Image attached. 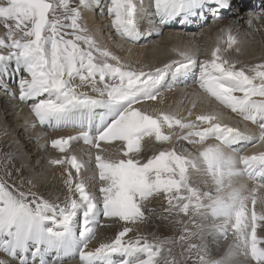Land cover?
Listing matches in <instances>:
<instances>
[{
	"label": "snow or ice",
	"instance_id": "6c2138e0",
	"mask_svg": "<svg viewBox=\"0 0 264 264\" xmlns=\"http://www.w3.org/2000/svg\"><path fill=\"white\" fill-rule=\"evenodd\" d=\"M99 7L100 0H78L75 7L71 0L0 3L5 28L0 35V78L11 75L9 65H14V72L25 73L18 81L19 100L30 105L36 122L79 129L53 139L52 147L66 153L74 141L89 146L87 161L76 155L49 161L75 169L73 173L65 167L62 203L33 191L31 180L21 190L0 179V252L16 264H64L77 256L80 264H177L169 245L180 242L182 259L194 264H264V235L257 234L258 225L264 229V150L242 154L248 144L264 145V62L244 65L229 59L226 53L238 41L230 28H221L205 59H200L198 46L173 48L177 59L138 69L122 61L83 22L82 10ZM230 7L231 0H150L147 5L145 0H107L100 10L111 18L110 27L119 37L136 42L161 35L172 24L185 25L192 17L206 19L210 14L218 20ZM145 18L151 23L141 31ZM253 19L264 20V0L249 26ZM169 77L184 82L192 78L199 89L192 93L196 100L230 110L254 124L257 132L224 123V114L215 109L195 119L190 118L191 109L187 116L145 109L142 102L157 100ZM146 138L200 147L178 150L173 144L144 158ZM108 147L116 148L114 155L106 154ZM91 165L88 180L98 182L95 191L81 176ZM242 177L253 181L252 186L238 183ZM156 198L166 202L164 212L188 218L176 220L181 235L151 241L139 234L127 238L149 218L145 213L154 211L148 205ZM209 217L211 224L205 223ZM120 222L123 227L114 239L89 248L100 227ZM209 235L217 245L231 235L221 256L211 255ZM0 264L11 262L0 258Z\"/></svg>",
	"mask_w": 264,
	"mask_h": 264
},
{
	"label": "bare ground",
	"instance_id": "6f19581e",
	"mask_svg": "<svg viewBox=\"0 0 264 264\" xmlns=\"http://www.w3.org/2000/svg\"><path fill=\"white\" fill-rule=\"evenodd\" d=\"M236 1L238 4H236V6L232 5V9H225L227 11H224L221 18L218 20H213L210 14L206 19L192 17L185 25L172 24L163 28L161 35L145 36L136 42L122 39L115 33L114 29L110 27L111 18L107 16L106 11L102 12L100 10L104 8L107 0H100L99 8L82 10V16L83 22L87 23L100 41L118 55L122 61L130 63L138 69L143 67L145 71L160 67L172 59H177V54L172 51L173 48L191 47L195 50L198 46L200 49V59L207 58L210 54V50L215 46L218 37L221 36V28H230L232 35H234L238 41V44L234 45L233 48L229 49L226 53L229 59L239 60L244 65H255L264 62V20L253 19L252 25L249 26L248 24V20L252 17V13L258 11L262 0H260L261 3L255 2L254 0L249 2L244 0ZM149 2L150 0H145L146 5ZM0 3H3V0H0ZM77 3L78 0H71L73 7H75ZM243 6L245 9L242 10ZM238 10L242 12L239 15L237 14ZM149 11H151V9H149ZM150 23L151 21L147 18L142 19L140 21L141 31L148 30ZM4 33L5 28L3 24H0V35H4ZM223 36L224 39H226L227 33H224ZM220 44L222 47H226L224 40H221ZM237 47L240 49L239 52L235 50ZM13 69L14 65L10 64L9 73H11V75H5L3 78H0V142L6 143V149L10 151L8 153L14 155V159L8 162L6 159V162L15 163L17 161L21 163L22 166L26 168L25 171L27 170L28 177L19 176L17 170L10 164L7 169L1 167L3 172L1 177L8 183L20 187L21 190H27L30 187L28 182L31 180L35 185V187L32 188L33 191L43 195L45 199L62 203L67 194L63 184V180L67 176L65 167L73 173H75V169L67 164L64 166L50 165L49 161L53 158L59 159L65 155H76L79 160L87 161L89 146L82 141H74L69 145L66 153H61L58 149L52 147L51 141L53 139L60 136L75 135L79 129L72 127L52 128L40 125L36 122V118L30 110V105L20 101L18 96V81L25 73H23V71L14 72ZM5 89H7V91ZM82 90L90 92L89 88H84ZM159 91L160 94L157 100L142 102V106L150 112L153 109H159L166 112H177L181 116H187L188 110L191 109L192 117L190 118L195 119L196 115L215 109L224 114V123L232 127H239L242 131H247L249 133L257 132L254 124L243 121L242 118L232 113L230 110L215 103L209 104L203 100H196V97L193 96L192 93L199 92V89L192 78L184 82L181 80L173 81L171 77H169ZM14 93L15 95H13ZM193 100H196L194 108L192 107ZM165 130L167 131V129ZM176 131L179 130L176 129ZM214 142L213 140H209L207 143ZM146 143L149 145V150L142 153L144 158L150 156L153 150L159 151L163 148H171L173 144H175L178 150L184 147L188 148L190 151H194L200 147L199 145H189L186 141L160 143L156 142L154 138L150 141L146 138ZM236 147L240 148L241 146L237 145ZM262 150H264V145L256 144L253 146L248 144L243 147L242 154L250 155ZM95 151V149H92L93 153H95ZM115 152V147H108V152L106 154L114 155ZM7 158H9V156ZM9 169L10 171H8ZM93 171L94 165H91L86 170H82L81 176L85 178L87 184L93 186V190L95 191L98 189V182L88 180V177L93 174ZM22 180L23 183L21 184ZM239 182L247 183L250 187L253 184V181L247 180L246 177L240 178L238 183ZM199 186L204 190H208L203 184ZM148 206L154 208V211L146 212L145 214L149 218L141 223L138 228L134 227V230L128 234L127 238H134L138 234L147 236L150 241L155 238H162L157 234L158 232L155 231L156 228L152 227L154 223H158V220L162 222L171 220L174 224L182 227L181 224L176 223V220L186 221L188 219L183 215L177 217L175 214L169 215L164 212L163 209L167 205L162 198L151 200ZM257 209L259 210V205H257ZM163 217L168 218L164 219ZM199 221L200 218L197 217V222ZM212 222L211 217L205 221L207 224H211ZM101 223L103 225L105 220L102 219ZM161 225L164 227L165 222L161 223ZM188 226L189 228L192 227L191 224ZM122 227L123 222L100 227L96 238L89 242V248H94L101 242H108L114 239L115 235ZM257 234L264 235V229L259 225ZM230 240L231 235H229L228 240L221 238L217 245L212 236H206V242L209 243L210 253L213 257L221 256ZM169 246L172 247V245ZM173 246L175 247V245ZM175 254V251L172 252V257H175ZM0 258L8 259L11 264H16L15 261H12L11 258L6 256L3 252H0ZM175 259L177 261V258ZM240 259L243 261L244 258L241 257ZM64 264H80L79 258L78 256L75 259L67 258Z\"/></svg>",
	"mask_w": 264,
	"mask_h": 264
},
{
	"label": "rangeland",
	"instance_id": "374dc122",
	"mask_svg": "<svg viewBox=\"0 0 264 264\" xmlns=\"http://www.w3.org/2000/svg\"><path fill=\"white\" fill-rule=\"evenodd\" d=\"M244 1H253V0H244ZM255 2H258V3H261V1L260 0H254ZM3 2H6V0H3ZM236 4H238V2L236 1V0H232L231 1V6L232 5H234V6H236ZM230 9H232V7H230ZM243 9H245V7L243 6V8H242V10ZM224 11H227V10H223L222 12H221V14L220 15H222L223 13H224ZM242 12H241V10L239 11H237V14L239 15V14H241ZM0 179H3V180H5L3 177H1V175H3V172H2V168L1 167H4V169H7L8 167H9V164L10 165H12V167L13 168H15L16 170H17V172H18V175L19 176H21V177H28L27 176V170L25 171V167L24 166H22V164L21 163H19V162H9V163H7L8 161H11L12 159H14V155H12L11 153H8V152H10V151H7V149H6V143H3V142H0ZM3 145H5V146H3ZM2 150V151H1ZM5 154V155H4ZM7 154V155H6ZM12 156H11V155ZM9 156V158H7V157ZM6 159H7V162H6ZM10 159V160H9ZM21 166H20V165ZM17 166V168H16V166ZM23 167V168H22ZM8 171H10V169L8 170ZM2 172V173H1ZM8 183V182H7ZM8 184H10V183H8ZM22 184V183H21ZM10 185H12V184H10ZM185 217V216H184ZM158 223L156 224V223H154L153 224V228H156L155 229V231H157L158 233V235L159 236H161L162 238H164V237H173V238H178L180 235H181V228L182 227H180V226H178V225H176V224H174L171 220H168V221H163V222H165V225H164V227L161 225V223H163L161 220H158L157 221ZM169 222V223H168ZM200 222V221H199ZM167 223V224H166ZM160 224V225H159ZM177 232V233H176ZM179 232H180V234H179ZM160 233V234H159ZM167 233H169V234H167ZM156 234V235H157ZM152 235H154V234H152ZM174 235V236H173ZM178 236V237H177ZM192 243H199V240L198 239H193L192 241H191ZM185 244V245H184ZM173 245H175V247L173 246ZM179 246V247H178ZM169 247H171V246H169ZM184 247H186L187 248V242H184L183 243V248ZM171 249H172V252H174L175 251V258H177V264H194V261L193 260H191V259H188V260H184V259H182V257H181V250H182V246H181V243L180 242H178V243H174V244H172V247H171Z\"/></svg>",
	"mask_w": 264,
	"mask_h": 264
}]
</instances>
